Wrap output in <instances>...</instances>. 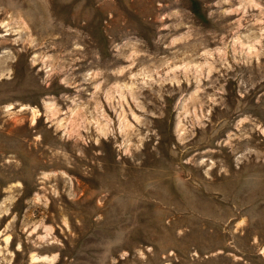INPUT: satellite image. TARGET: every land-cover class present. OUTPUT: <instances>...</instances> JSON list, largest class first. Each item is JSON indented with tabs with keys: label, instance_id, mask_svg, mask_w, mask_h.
<instances>
[{
	"label": "rangeland",
	"instance_id": "rangeland-1",
	"mask_svg": "<svg viewBox=\"0 0 264 264\" xmlns=\"http://www.w3.org/2000/svg\"><path fill=\"white\" fill-rule=\"evenodd\" d=\"M0 264H264V0H0Z\"/></svg>",
	"mask_w": 264,
	"mask_h": 264
}]
</instances>
